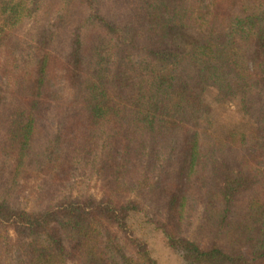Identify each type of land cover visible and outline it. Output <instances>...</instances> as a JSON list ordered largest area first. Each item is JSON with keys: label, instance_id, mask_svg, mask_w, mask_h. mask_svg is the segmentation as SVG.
Wrapping results in <instances>:
<instances>
[{"label": "trees", "instance_id": "16d2710c", "mask_svg": "<svg viewBox=\"0 0 264 264\" xmlns=\"http://www.w3.org/2000/svg\"><path fill=\"white\" fill-rule=\"evenodd\" d=\"M148 6L0 0V264H264V0Z\"/></svg>", "mask_w": 264, "mask_h": 264}, {"label": "rangeland", "instance_id": "374dc122", "mask_svg": "<svg viewBox=\"0 0 264 264\" xmlns=\"http://www.w3.org/2000/svg\"><path fill=\"white\" fill-rule=\"evenodd\" d=\"M114 5L115 13L123 22L135 21L136 24L147 22L148 19V5H151L153 0H111ZM94 22H88L84 28L83 33L87 34L95 29ZM137 36H142V33H137ZM132 39V34H130ZM137 40H141L140 37ZM219 109H222L221 107ZM227 119H231L226 116ZM84 173L74 185L78 192H90L98 194L97 184L95 179ZM33 199L29 206L33 204ZM130 230L136 237L145 241L148 244L152 257L157 264H183V261L168 247L166 239L160 231L154 230L149 223H147L143 213H134L128 218Z\"/></svg>", "mask_w": 264, "mask_h": 264}]
</instances>
